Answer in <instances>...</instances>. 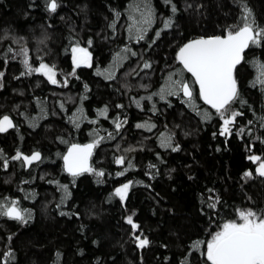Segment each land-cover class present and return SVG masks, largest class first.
Masks as SVG:
<instances>
[{"label":"trees","instance_id":"16d2710c","mask_svg":"<svg viewBox=\"0 0 264 264\" xmlns=\"http://www.w3.org/2000/svg\"><path fill=\"white\" fill-rule=\"evenodd\" d=\"M57 3L53 13L47 0H0V56L8 55L7 63L0 59V119L8 115L15 125L0 133V152L8 160L4 168L0 159V202L15 200L30 212L27 223L0 216V258L11 249V264H209L204 242L223 223L238 220V210H264V177L255 172L259 162L248 159H264V86L257 81L264 41L247 49L235 71L240 99L231 108L243 115L231 136L219 134L221 119L199 99L194 78L176 54L191 39L224 35L240 23L245 6L264 26V0ZM149 8L152 22L137 42L135 30L129 31L133 17L139 21ZM77 44L91 50L92 66L73 74L71 48ZM22 47L33 67L41 61L54 66L60 83L39 73L22 76L21 58H12ZM145 62L151 68H143ZM169 76L189 81L194 104L182 95L146 99ZM240 128L244 133L237 135ZM166 137L172 147L162 144ZM96 139L91 167L104 176L69 175L62 159L68 146ZM17 151L39 152L41 159L27 167L11 159ZM120 156L123 165L115 163ZM129 181L121 202L114 190ZM61 186H67V197ZM129 215L139 225L135 235L150 242L144 248L126 222Z\"/></svg>","mask_w":264,"mask_h":264},{"label":"snow or ice","instance_id":"6c2138e0","mask_svg":"<svg viewBox=\"0 0 264 264\" xmlns=\"http://www.w3.org/2000/svg\"><path fill=\"white\" fill-rule=\"evenodd\" d=\"M170 3L171 0H166ZM57 0H47V10L50 12H56L58 8ZM172 12H176V7L172 6ZM119 15V14H117ZM153 13L151 9H146L141 13V18L138 21L133 17V24L129 31L135 30V39L137 42L145 39L146 25L151 24ZM139 25V26H138ZM114 27V25H112ZM165 28L171 26V19L164 21ZM159 36V33H156ZM131 38V37H130ZM262 41H264V26H260L256 23L250 9L244 7V13L241 17L240 23L233 25L226 30L224 35H214L207 38L201 37L193 39L181 46L176 54V60L182 65L183 70L190 73L194 78L192 83L198 85L199 99H201L206 105H209L211 109H214L216 114L222 121L220 128V135L231 136L232 128L236 122L238 116L243 115L239 111H235L231 108L237 100L240 99L238 82L235 76L237 66L244 61V54L251 46L260 47ZM91 43V41H89ZM126 53H130L135 56L136 53L131 49L125 48L123 50ZM12 50L9 49L8 53ZM72 62L74 65L73 74L76 68L81 66L91 67V55L86 48L80 47L78 44L71 48ZM118 58L120 54L118 53ZM21 58V63L24 67V71L21 75L39 73L47 78L52 84H58L59 81L56 78V71L54 66H49L47 63L41 61L37 67H33L29 60V53L26 48H20L18 52L12 54V58ZM0 59L4 63L8 61V55L4 54L0 56ZM259 76L257 81L264 86V63H258ZM143 68H151V64L145 62ZM3 77V72H0V78ZM109 78L112 77L109 74ZM67 81H65V84ZM256 82H253L255 86ZM87 88V86H85ZM153 95H159L161 100H165L167 96H181L186 98L184 102L192 105L194 104V90L188 82L182 79L173 80L169 76V83L161 88L159 93H153L146 97L151 100ZM140 99H145L141 97ZM139 107V101H133ZM240 103H244L240 100ZM117 107H123L117 105ZM107 108L100 111L101 116H106ZM205 119L208 118V114H204ZM264 122V117L261 118ZM93 123L95 121H92ZM126 122V121H125ZM249 124L252 121L248 122ZM79 126L78 124L76 125ZM122 124L117 118L115 127L117 130L121 128ZM146 125L138 124L137 127H145ZM264 126V123H262ZM15 125L8 115H4L0 119V133H4ZM154 127V125L152 126ZM244 128H240L237 135H242ZM111 133L109 136L111 137ZM215 135V134H214ZM102 139V138H101ZM264 142V141H262ZM100 143L99 139L94 140L88 144H76L73 143L66 155H63L64 170L72 177H77L82 173H94L97 176H104L103 171H96L89 165V160L93 154V149ZM162 144L167 147H172L170 139L165 138L162 140ZM173 151H177L178 146L172 148ZM0 159L3 160L4 168L8 166V160L4 158L3 153L0 152ZM12 160L22 161L24 165L31 166L33 162L39 161L41 155L39 152H33L31 155H25L20 151H17ZM253 163L259 162L255 172L260 177H264V159L259 155H250L248 157ZM115 163L123 165L125 158L120 156L115 159ZM129 168L132 167L129 162ZM150 168L155 167L149 165ZM127 171V169H125ZM117 175H124V171L117 173ZM245 177H251L252 172L246 171ZM65 197H67V186H61ZM132 187V181L124 183L122 186L115 188L114 196L118 197L121 202H124L127 198L129 189ZM212 191V190H209ZM218 201V198H217ZM209 207L215 208L216 204L211 203ZM134 215V214H133ZM133 215L127 217L126 222L131 226L137 245L140 248L146 247L150 242L147 237L141 238L139 235H135L139 225L134 223ZM238 220H229L223 223L221 230L211 235V239L204 242L206 243V256L209 264H264V210H254L251 208L245 210H238ZM0 216L7 217L8 219L15 220L21 223H27V219L30 218V212L22 210L19 207V202L15 200H6L0 202ZM11 240V237L8 238ZM200 242H197L199 244ZM194 247H196L194 245ZM14 252L9 249L4 253V256L0 258V264H11L14 260ZM187 264V261L182 262Z\"/></svg>","mask_w":264,"mask_h":264},{"label":"water","instance_id":"95a60500","mask_svg":"<svg viewBox=\"0 0 264 264\" xmlns=\"http://www.w3.org/2000/svg\"><path fill=\"white\" fill-rule=\"evenodd\" d=\"M210 37V36H209ZM198 38H201V37H197V38H194V39H198ZM204 38H207V37H204ZM191 40H193V39H191ZM191 40H189V41H191ZM189 41H187V42H189ZM187 42H185V43H187ZM184 43V44H185ZM183 46V45H182ZM247 51V50H246ZM245 51V52H246ZM185 82H188L189 83V81H185ZM190 84V83H189ZM191 86V85H190ZM198 86V85H197ZM74 143H76V144H81V145H84V144H88V143H92V141H88V142H74ZM73 144V143H72ZM72 144H70L69 145V147L72 145ZM69 147L67 148V150H66V152H65V155L67 154V151H68V149H69ZM95 149H96V147L93 149V154H94V152H95ZM93 154H92V156H91V158H90V160H89V165H90V167H91V165H92V157H93Z\"/></svg>","mask_w":264,"mask_h":264},{"label":"rangeland","instance_id":"374dc122","mask_svg":"<svg viewBox=\"0 0 264 264\" xmlns=\"http://www.w3.org/2000/svg\"><path fill=\"white\" fill-rule=\"evenodd\" d=\"M80 47H83V48H86L87 50H88V52L90 53V55H91V61H92V52H91V50L87 47V46H83V45H79ZM56 71V70H55ZM56 78H57V72H56ZM57 80H58V78H57ZM59 81V80H58ZM60 83V82H59ZM229 221V220H228ZM228 221H226V222H228ZM222 228V227H221ZM219 230H221V229H219ZM218 230V231H219ZM217 232V231H216ZM211 239V238H210Z\"/></svg>","mask_w":264,"mask_h":264},{"label":"flooded vegetation","instance_id":"af4514ba","mask_svg":"<svg viewBox=\"0 0 264 264\" xmlns=\"http://www.w3.org/2000/svg\"><path fill=\"white\" fill-rule=\"evenodd\" d=\"M69 147V146H68ZM23 154H25V155H29V154H27V153H23ZM65 155V154H64ZM64 163V162H63ZM27 167H29L28 165H27ZM20 207V206H19Z\"/></svg>","mask_w":264,"mask_h":264}]
</instances>
